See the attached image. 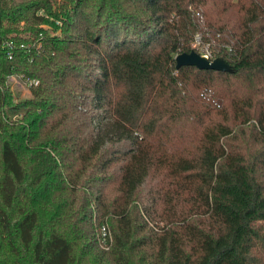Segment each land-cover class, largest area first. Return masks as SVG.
Segmentation results:
<instances>
[{"label":"trees","instance_id":"obj_1","mask_svg":"<svg viewBox=\"0 0 264 264\" xmlns=\"http://www.w3.org/2000/svg\"><path fill=\"white\" fill-rule=\"evenodd\" d=\"M0 264H264V0H0Z\"/></svg>","mask_w":264,"mask_h":264},{"label":"water","instance_id":"obj_2","mask_svg":"<svg viewBox=\"0 0 264 264\" xmlns=\"http://www.w3.org/2000/svg\"><path fill=\"white\" fill-rule=\"evenodd\" d=\"M176 67L180 68L184 65H193L200 69H213L218 71L232 72L233 69L229 62L223 57L210 59L200 54L196 50L190 52H181L176 55Z\"/></svg>","mask_w":264,"mask_h":264},{"label":"rangeland","instance_id":"obj_3","mask_svg":"<svg viewBox=\"0 0 264 264\" xmlns=\"http://www.w3.org/2000/svg\"><path fill=\"white\" fill-rule=\"evenodd\" d=\"M13 88L19 91L22 96L29 95V87L20 76H12L10 78Z\"/></svg>","mask_w":264,"mask_h":264},{"label":"built area","instance_id":"obj_4","mask_svg":"<svg viewBox=\"0 0 264 264\" xmlns=\"http://www.w3.org/2000/svg\"><path fill=\"white\" fill-rule=\"evenodd\" d=\"M202 55H205L207 57L210 58L209 56V53L208 52H205L204 54ZM35 83H37V81L34 80ZM100 234H101V238H102V241L107 244L108 242H110L112 240V233H111V230L108 226L107 223H104L101 225L100 227Z\"/></svg>","mask_w":264,"mask_h":264}]
</instances>
